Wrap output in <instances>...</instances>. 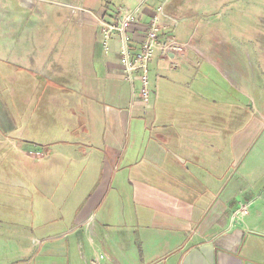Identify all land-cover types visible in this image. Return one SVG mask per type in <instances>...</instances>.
<instances>
[{
  "label": "crops",
  "instance_id": "0c3cea01",
  "mask_svg": "<svg viewBox=\"0 0 264 264\" xmlns=\"http://www.w3.org/2000/svg\"><path fill=\"white\" fill-rule=\"evenodd\" d=\"M75 1L80 42L69 46L76 57L64 66L53 60L54 46L31 48L27 32L15 49L13 17L0 0V64L10 77L21 71L31 110L37 98L31 121L23 115L22 122L32 126L29 137L42 142H32L42 152L37 173L51 176L50 188L58 186L54 211L29 209L37 213L35 224L0 219V264H93L99 254L98 264H264V125L252 118H264V102L244 126H232L244 114L238 91L247 94L234 75H225L222 43L210 48L219 53L208 60L204 40L168 34L184 0ZM159 6L160 43L167 34L185 49L155 50L145 104L139 81L124 72L118 36L103 47L98 16L107 8L138 7L140 20L129 29L136 49ZM60 17L53 30L63 25ZM55 74L63 82L52 87ZM55 91L65 93L66 102L59 103ZM239 203H248V213L232 219ZM62 216L65 227L32 235L34 227L55 228Z\"/></svg>",
  "mask_w": 264,
  "mask_h": 264
},
{
  "label": "rangeland",
  "instance_id": "374dc122",
  "mask_svg": "<svg viewBox=\"0 0 264 264\" xmlns=\"http://www.w3.org/2000/svg\"><path fill=\"white\" fill-rule=\"evenodd\" d=\"M90 1L94 0H85V4ZM6 2V6L1 2V7L4 6L5 12L11 13L13 17L12 28L16 30L15 49L21 46L19 37L25 39L27 32L30 35L29 46L34 50L42 52L41 48L44 44L54 46L56 52H53V60H58L60 64L66 66L70 61L69 57L71 59L76 57L73 56L75 51L72 50V47L70 50L69 46L80 42V33L75 25L76 17L72 15V12L77 11L78 7L75 5L78 1L6 0ZM192 6L196 9L194 11L196 14H190L189 10L193 9ZM60 15L65 21L63 20V25L57 30H53L56 24L61 23ZM175 18V24L173 20H169L171 31L168 34L178 35L182 39L189 37L192 40L196 38L204 40L209 45L208 60L214 58L213 53L214 55L219 53V51L214 52L210 48L212 46L215 48L216 44L222 43L224 51L222 50L220 53H222L223 65L226 64L225 75L229 78H233L234 75L238 87L247 94L245 96L238 91V104L244 105L242 108L244 114L238 115L236 123L232 126H244V122L251 118L252 110L259 111L257 104L264 102V0H184L183 5H179V12ZM159 21H161V16H159ZM175 41L177 42V40ZM202 47L208 48L207 45ZM184 49V44H181V49L178 52L180 53ZM34 50L31 49V53ZM31 53L29 60L32 58ZM30 63H32L31 60ZM231 63L234 65L232 71L230 70ZM5 65L7 66V64H0V105L2 106V115L0 116V219L4 222L6 219L17 218L35 224L37 213L30 211L33 210V207L37 208L42 215L44 214L43 208L45 210L46 207L52 208L54 211L58 196L55 189L58 191V186L55 189L50 188L49 184L54 182L51 176L38 174L40 166L37 163V158L41 156L42 152L40 147L37 149L32 146V142L36 144L42 142L29 137L32 135L30 132L32 126H23L22 122L23 115H26V119L31 121L32 114L30 113H33L36 108L37 98L34 99L35 107L31 110L27 104V98L22 92V87H20L21 71L14 70L10 77L9 70H6ZM69 69L72 70L74 67L69 66ZM29 75L38 77L34 71H31ZM211 75L209 72L206 76L208 79L205 80L209 94L212 93L210 89L213 87ZM69 76V74L63 75L67 79ZM54 77L52 79L54 82L48 81V84L52 87H56V83L62 85L63 78L56 74ZM222 78L226 79L223 76ZM60 92L55 91L59 95L56 96L59 103L66 102L62 97V94L65 95V93ZM39 93L42 92L39 91ZM251 104H253V108H251ZM58 107L61 109L62 106ZM4 117L9 126H12L10 132L1 127L4 126L2 123ZM226 117H223V125ZM252 118L259 126L264 125L262 116L254 114ZM256 122L254 124H257ZM63 135L67 137L68 132L65 131ZM28 152H30L29 155ZM26 212H28L27 218L23 217ZM57 223L55 228L34 227L31 233L39 237L46 229L54 232L65 227L64 216L59 217Z\"/></svg>",
  "mask_w": 264,
  "mask_h": 264
},
{
  "label": "built area",
  "instance_id": "2783aa9c",
  "mask_svg": "<svg viewBox=\"0 0 264 264\" xmlns=\"http://www.w3.org/2000/svg\"><path fill=\"white\" fill-rule=\"evenodd\" d=\"M163 13V7H157L154 14L144 24L143 35L139 47L133 49L131 46L130 27L140 20V9L137 7L130 11H123L120 7L115 9H104L98 16V27L102 36V45L108 48V42L113 35L118 36V55L123 65L124 72L132 81L136 78L139 81L138 96L145 104H148L151 96V84L149 78V63L152 60L155 50L159 47L163 52L179 51L181 44L177 43L172 36L163 35V43H160L162 24L159 16ZM248 203H239L238 208L233 212L232 219H240L248 213ZM103 258L99 254L93 264H98Z\"/></svg>",
  "mask_w": 264,
  "mask_h": 264
}]
</instances>
